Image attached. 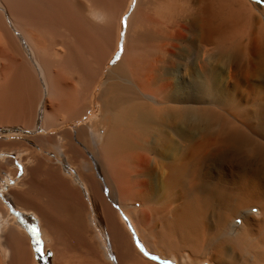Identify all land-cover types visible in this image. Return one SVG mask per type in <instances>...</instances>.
Masks as SVG:
<instances>
[{"label":"bare ground","instance_id":"bare-ground-1","mask_svg":"<svg viewBox=\"0 0 264 264\" xmlns=\"http://www.w3.org/2000/svg\"><path fill=\"white\" fill-rule=\"evenodd\" d=\"M139 245L264 264V0H0V264Z\"/></svg>","mask_w":264,"mask_h":264},{"label":"rangeland","instance_id":"rangeland-1","mask_svg":"<svg viewBox=\"0 0 264 264\" xmlns=\"http://www.w3.org/2000/svg\"><path fill=\"white\" fill-rule=\"evenodd\" d=\"M246 61V57L245 56H243V55H240V54H236L235 56H234V59H233V67L236 69H234L233 68V70H234V75H235V77H236V79L235 80H237V82L241 85H245L244 84V71H245V68H246V65H247V63L245 62ZM245 68H244V67ZM243 68V69H242ZM238 70H239V73H238ZM241 72H243V73H241ZM236 73V74H235ZM238 74V75H237ZM239 75H240V77H239ZM24 173V170L21 172V175ZM17 213V212H16ZM20 217H22L19 221H21V223L23 224V225H26L27 227H28V229L30 230V234L32 235V241H33V243H34V247H35V249H36V251H37V248H39L41 251L40 252H37L38 254V258L39 259H41V261H43L44 263H47V262H49L50 260H52L53 259V252H51V251H45V249H44V241H43V239H42V233L38 230V227H39V222L35 219V217L33 216V215H21V216H19V218ZM35 228L36 229V232H35V234H33V231H32V228ZM41 239V240H40ZM139 248V250L141 251V253L145 256V257H147V258H149V259H151V260H153V261H156V262H159V263H161V264H181V262H179L177 259H174V258H168V257H166L165 259L163 258V257H159V256H152L151 257V255L148 253V250L147 249H145V248H143V250L141 249V247H138ZM146 251H145V250ZM144 251V252H143ZM46 253V254H45ZM151 257V258H150ZM153 257H155V259L153 258ZM202 264H217V263H207V262H202Z\"/></svg>","mask_w":264,"mask_h":264},{"label":"snow or ice","instance_id":"snow-or-ice-1","mask_svg":"<svg viewBox=\"0 0 264 264\" xmlns=\"http://www.w3.org/2000/svg\"><path fill=\"white\" fill-rule=\"evenodd\" d=\"M117 59H119V55H117ZM33 234H35L36 229L33 227L32 228ZM141 247V249L143 250V245H139ZM41 250L39 248H37V252H40ZM155 259V257H153Z\"/></svg>","mask_w":264,"mask_h":264},{"label":"flooded vegetation","instance_id":"flooded-vegetation-1","mask_svg":"<svg viewBox=\"0 0 264 264\" xmlns=\"http://www.w3.org/2000/svg\"><path fill=\"white\" fill-rule=\"evenodd\" d=\"M41 240V239H40ZM46 254V253H45Z\"/></svg>","mask_w":264,"mask_h":264}]
</instances>
